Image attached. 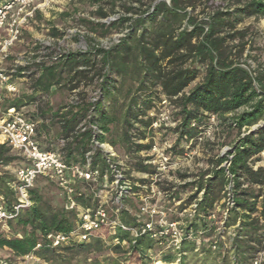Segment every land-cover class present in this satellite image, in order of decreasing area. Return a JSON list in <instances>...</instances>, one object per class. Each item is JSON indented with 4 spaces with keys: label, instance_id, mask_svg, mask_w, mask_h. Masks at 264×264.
Segmentation results:
<instances>
[{
    "label": "trees",
    "instance_id": "trees-1",
    "mask_svg": "<svg viewBox=\"0 0 264 264\" xmlns=\"http://www.w3.org/2000/svg\"><path fill=\"white\" fill-rule=\"evenodd\" d=\"M90 3L96 6L94 15L100 20L107 17L102 7L106 3H118L124 14L110 23L81 20L88 35L103 39L124 28L123 36L108 48L90 44L84 52H68L35 64L37 76L32 80L30 93L8 101V105L2 103V107L18 110L35 102L37 95L48 97L58 90L72 95L84 83L91 88L88 95L78 91L77 100L72 103L59 105L54 111L48 106L38 107L31 113L29 119L38 123V144L42 133L56 125V142L65 141L58 152L67 164L84 163L85 154L96 139L132 155L136 170L146 174L153 170L134 155L151 145L136 141L145 140V132L151 131L153 119L148 112L157 103L168 101L173 105L171 116L176 125L172 131L176 139L169 150L173 157L178 155L179 144L195 142L206 127H215L227 138L234 134L230 159L218 158L215 168L176 187L165 200L167 206L182 190H194L186 202L188 206L195 204L193 216L185 221L186 230L202 235L198 247L193 241L183 240L178 251H168L162 259L186 264L187 256L205 253L219 259L218 264H250L264 241V166L254 168L256 163L264 162L261 157L264 155V66L250 69L246 63L243 54L248 44V29L238 26L249 17L264 19V0H236L233 6L225 0H169V3L90 0ZM136 3L137 6L133 5ZM198 7L199 13L194 14ZM38 16L36 12L34 19ZM48 34L51 38L60 37L59 31L52 27ZM26 69L18 68L17 76L23 78L19 72ZM92 93L96 96L89 97ZM212 117L214 126L210 123ZM80 124L82 131L77 129ZM227 161L226 169L220 167ZM23 164L24 160L0 139V196L7 206L15 197L11 188L15 176L7 168L13 166L16 170ZM90 166L99 170L101 178L110 173V164L99 150L92 156ZM47 184L55 185L45 177H38L29 190L31 206L7 223L10 237L0 235V250H6L9 257L0 264H13L30 254L42 264L73 261V264H100L97 260L87 263L90 248L97 253L111 248L131 264L150 261L148 253L155 250L156 244L145 236L137 237L132 244L130 234L119 229L114 235L102 231L81 243L48 247L45 237L70 233L76 227V219L73 212L64 208V203L55 208L48 202L42 193ZM82 186L79 184L78 189ZM228 195L232 205L224 204L221 229L207 218L215 212L221 196L227 199ZM90 200L93 193H85L78 202L88 207L94 204L90 205ZM127 203L132 204L126 201L125 207ZM119 220L128 228L137 226L136 219L125 208L120 211ZM234 226L233 236H227L226 230ZM213 233H216V249L211 251L208 245L214 240L208 239ZM221 237L224 242L219 240ZM114 239L118 245L113 244ZM38 243L41 248L34 250Z\"/></svg>",
    "mask_w": 264,
    "mask_h": 264
},
{
    "label": "built area",
    "instance_id": "built-area-1",
    "mask_svg": "<svg viewBox=\"0 0 264 264\" xmlns=\"http://www.w3.org/2000/svg\"><path fill=\"white\" fill-rule=\"evenodd\" d=\"M53 1L0 0V65L7 58L8 51L19 41L22 31L34 18L35 13L46 8ZM15 77H17L16 68L10 70L0 68V93L14 96L18 92L14 82ZM76 100V92H73L69 103ZM91 100L94 101L95 98ZM148 116L153 119L150 125L151 130L171 126L164 121V114L160 116L156 114L155 107L148 112ZM213 121L212 117L210 122L213 123ZM37 124L13 107L4 109L0 98V139L7 144L14 155L24 160L23 166L14 171L15 182L11 186L15 195L14 201L7 206L3 197L0 196V230L31 206L29 190L33 188L38 177H45L61 191L64 197V208L73 212L76 219V227L70 233H53L45 237L50 248L81 243L102 231L114 235L118 229L130 234L132 244L137 237L145 236L153 241L158 248L172 252L179 250L183 240L193 241L197 247L200 245L199 237L202 235L200 232L187 231L185 222L171 219L167 214L165 200L171 192L177 190L178 186L165 188L163 183L168 171L175 169L180 162L179 157H173L169 152L172 145L154 143L146 151L140 152L144 164L151 167L153 173L140 174L134 183L133 180L129 181L124 177L116 166L112 165L111 161L115 157V153L110 145L94 139L90 151L85 154L84 163L67 164L58 152L45 150L39 146L36 140ZM175 125L176 123L173 122L172 127ZM82 127L83 125L80 124L77 129L82 131ZM207 134L209 133L203 131L196 141L202 142L203 136H207ZM60 142L63 145L65 141L61 140ZM144 142L147 143L148 140L136 141L138 144H145ZM98 150L104 154L110 164V173H105L102 178L99 170L92 169L90 166L91 158ZM220 166L226 169L229 162H224ZM108 176L112 179L109 180ZM140 180L143 183H140ZM79 184L87 186L96 184L104 188L108 185L113 186L116 194L112 203L113 208L109 209L106 202L101 201L99 194L96 193H93L94 204L92 206H81L78 200L85 193L82 189H78ZM201 195L200 192L198 198ZM129 198L136 200V209L125 207V202ZM175 200L178 199H173L172 202ZM223 203L226 207H231L230 195L227 196V199H223ZM178 204L180 203L178 202ZM191 206L193 209L195 208V204ZM124 208L136 219L137 226L135 228H128L120 222L119 213ZM211 217L213 215L208 219L210 220ZM220 227L223 229V223H220ZM234 228L235 226L226 230L227 236H233ZM221 229L218 228V232ZM219 240L224 242L223 237ZM113 244L118 245V240L114 239ZM121 245L127 247L126 242H122ZM208 246L211 250H215L216 240L209 243ZM40 248L41 243H38L34 250ZM152 255L153 252L148 253L150 258ZM24 259L36 264L40 263V260L33 254L25 256ZM159 262L153 261V264ZM177 262L178 260L175 261V264ZM160 264L163 263L160 262ZM250 264H264V246L256 251Z\"/></svg>",
    "mask_w": 264,
    "mask_h": 264
},
{
    "label": "rangeland",
    "instance_id": "rangeland-1",
    "mask_svg": "<svg viewBox=\"0 0 264 264\" xmlns=\"http://www.w3.org/2000/svg\"><path fill=\"white\" fill-rule=\"evenodd\" d=\"M135 1V0H126ZM236 0H225V3L233 6ZM246 1V0H245ZM137 6L136 4H133ZM103 11L106 13V18L100 20L98 16L94 15L96 6L90 3V0H54L46 8L39 11V16L37 19H32L27 27L22 31L21 37L18 42L8 51L7 58L0 65V68L4 70H10L12 68H28L24 72H19L20 75L23 74V78L20 76L15 77L14 82L17 87V93L14 96H6L0 93V98L5 99L4 105H8V101L13 99L21 98L23 95L30 93V85L32 80L37 76L35 64L40 62H48L49 59H54L57 55L64 53L73 52H84L89 45H98V47L108 48L112 44L116 43L125 33V29L121 28L113 32L110 36L100 39L94 35H88V31L83 27L81 20H91L100 21L102 23H110L116 21L123 13L122 8L118 3H106L103 4ZM200 7L196 9L194 14L199 13ZM199 17H201L199 15ZM57 29L60 33L59 38H51L49 36L50 28ZM239 29L247 28L248 44L245 46L243 57L246 63L250 66V69H255L259 66H264V19H254L252 17L246 18L238 26ZM90 38L92 40H90ZM89 39V40H88ZM94 39V40H93ZM18 73V72H17ZM197 82V80H196ZM90 87H86L82 83L79 88L75 89L74 92L85 91L90 93ZM4 98H3V97ZM71 95L65 90H58L48 97L36 96L35 102L27 103L21 106L18 111L23 114L26 118H30L31 113L36 112L38 107H49L52 111L56 110L59 105H64L69 103ZM89 97H94V93L90 94ZM173 105L168 101L164 103H157L155 106V112L157 115L164 114V121L168 127H161L157 129H152L146 133V140L144 142L146 145H153L154 143L158 145H172L174 146L176 133L172 131L173 118L171 113L173 112ZM211 123V122H210ZM212 125H215L213 121ZM47 131L42 133L43 135L39 138V144L48 150L58 152L59 146L62 145L61 140L56 142L58 127L52 125L47 128ZM203 131L208 132L207 136H203L202 142H191L188 144H179L177 149H179L177 157H179L180 162L175 169H171L165 175L163 187L170 188L173 186H182L184 183L190 182L195 175H202L212 168H215L214 163L218 158H229L232 153L231 142L234 139V134L227 138L224 134H221L215 127H206ZM105 137V136H104ZM107 144V142H104ZM144 144V145H145ZM109 145V144H108ZM143 145V144H142ZM171 146V147H172ZM115 157L112 158V165L119 169L124 177L129 181L135 183L136 179L140 177V172L134 167L132 155L125 154L121 148H112ZM146 151V150H145ZM180 151V152H179ZM142 152V151H140ZM139 152V153H140ZM59 153V152H58ZM134 155L135 157H141L140 154ZM264 159V156H261ZM142 158V157H141ZM264 166V162L260 161L254 166ZM221 167V166H220ZM12 174L15 171V167L11 166L7 168ZM178 175L187 176L185 180L179 178ZM110 176H108L109 178ZM40 182V181H38ZM43 184V182H41ZM100 184V183H99ZM44 185V184H43ZM102 185V184H101ZM108 185V184H107ZM219 187H217L218 189ZM82 191L86 194L92 195V193L99 194L101 201L106 202V206L110 209L113 208V201L115 197V190L113 186L100 187L96 184H91L90 186L83 185L81 187ZM216 189V191H217ZM181 190V189H179ZM178 190V192H179ZM194 190L187 189L182 190L178 195L175 202L166 206L167 214L169 218L182 221L183 223L193 216L192 206H188L186 203L188 197L193 193ZM42 193L44 197L52 204L55 208H60L63 206L64 199L62 194L58 191L56 185L47 184ZM220 195V194H219ZM127 201H132L133 203L127 205L134 209L135 199ZM92 200L89 201L90 205ZM178 202L180 204H178ZM134 205V206H132ZM182 206L183 209L180 208ZM224 210L223 196H221L220 202L215 208L213 217L208 221H211L213 225L220 226L221 218H223L222 212ZM221 213V214H219ZM220 222H219V221ZM217 227V226H215ZM8 226L0 230V235L4 237H10ZM218 231V230H217ZM216 233H213L211 238L208 240H214ZM207 241V240H206ZM108 244V243H107ZM264 246V241L261 248ZM260 248V249H261ZM125 249V248H124ZM170 250H162L156 247L153 251L151 258L149 257V262L147 264H153V261H160L163 264H175V262L167 263L163 261L162 256L164 253ZM214 251V250H211ZM87 256V263L97 260L100 264H113L115 261H119V264H131L128 260L124 258H119L117 254L110 248L104 249L101 253L94 252L93 249H89ZM9 257L6 250H0V261H5ZM106 261V262H103ZM113 261V262H112ZM157 263V264H160ZM219 259L214 258L212 255H207L205 253L187 256L186 264H218ZM75 261L72 262V264ZM13 264H36L32 261L20 260ZM42 262L40 261V263ZM79 264H83L82 262ZM177 264V263H176Z\"/></svg>",
    "mask_w": 264,
    "mask_h": 264
},
{
    "label": "water",
    "instance_id": "water-1",
    "mask_svg": "<svg viewBox=\"0 0 264 264\" xmlns=\"http://www.w3.org/2000/svg\"><path fill=\"white\" fill-rule=\"evenodd\" d=\"M163 1H165L166 3H169V0H163ZM233 150H231V152H232Z\"/></svg>",
    "mask_w": 264,
    "mask_h": 264
},
{
    "label": "crops",
    "instance_id": "crops-1",
    "mask_svg": "<svg viewBox=\"0 0 264 264\" xmlns=\"http://www.w3.org/2000/svg\"><path fill=\"white\" fill-rule=\"evenodd\" d=\"M3 94H4V93H3ZM5 95H6V94H5ZM6 96H7V95H6ZM2 97H3V96H2ZM3 98H4V97H3ZM4 100H5V99H2V103H4ZM14 100H15V99H14Z\"/></svg>",
    "mask_w": 264,
    "mask_h": 264
}]
</instances>
